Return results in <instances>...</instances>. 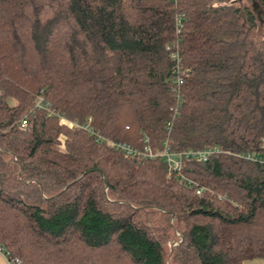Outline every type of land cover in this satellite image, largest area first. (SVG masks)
<instances>
[{"label": "trees", "instance_id": "16d2710c", "mask_svg": "<svg viewBox=\"0 0 264 264\" xmlns=\"http://www.w3.org/2000/svg\"><path fill=\"white\" fill-rule=\"evenodd\" d=\"M258 30L238 0H0L7 264L264 260ZM165 144L219 153L177 176Z\"/></svg>", "mask_w": 264, "mask_h": 264}, {"label": "built area", "instance_id": "2783aa9c", "mask_svg": "<svg viewBox=\"0 0 264 264\" xmlns=\"http://www.w3.org/2000/svg\"><path fill=\"white\" fill-rule=\"evenodd\" d=\"M176 24H179V18H176ZM172 58L175 59L176 61H178L176 55H173ZM181 84H182L181 79L180 78L176 79V85H177L176 90L179 89V86ZM35 107L37 110H39V109H43L44 105L41 103V100H40L36 103ZM60 123L68 126L69 128H72L75 126L73 123L68 122L64 119H61ZM25 124H26V122L24 120H22L21 125L24 126ZM84 129L88 131L90 136H96L97 139L101 140V137L97 134V132H94L91 128L84 127ZM108 143L115 150L122 152L126 156L133 157V156L137 155L136 151L126 144H117L114 142H108ZM217 153H219V150L217 148H207L204 150H198V151H191L190 150V151H186L182 154H176V153L171 152L169 147L165 144L162 152L159 154L152 153L151 150L148 147H146L145 153L143 154V156L146 158H150V159L156 158V157L163 158L165 160L168 168H169V171L171 173H174L175 175L179 176V171L182 167L183 159H186V160L192 159V160H195L197 162H205V161H207V159L209 157H211L212 155L217 154ZM245 157L247 159L253 160V161L260 160L259 158H257L253 154L246 155ZM197 194H200V192H197Z\"/></svg>", "mask_w": 264, "mask_h": 264}, {"label": "rangeland", "instance_id": "374dc122", "mask_svg": "<svg viewBox=\"0 0 264 264\" xmlns=\"http://www.w3.org/2000/svg\"><path fill=\"white\" fill-rule=\"evenodd\" d=\"M240 4H247L251 7L253 13L256 15L259 24V36L264 31V9L259 7L255 0H238Z\"/></svg>", "mask_w": 264, "mask_h": 264}, {"label": "crops", "instance_id": "0c3cea01", "mask_svg": "<svg viewBox=\"0 0 264 264\" xmlns=\"http://www.w3.org/2000/svg\"><path fill=\"white\" fill-rule=\"evenodd\" d=\"M0 264H7V261H6L5 257H4V255H2L1 253H0ZM244 264H264V260L255 259V260L247 261Z\"/></svg>", "mask_w": 264, "mask_h": 264}]
</instances>
